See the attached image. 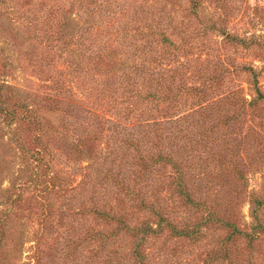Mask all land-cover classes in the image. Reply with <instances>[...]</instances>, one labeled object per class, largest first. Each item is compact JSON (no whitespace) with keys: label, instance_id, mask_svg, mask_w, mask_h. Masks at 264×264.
Here are the masks:
<instances>
[{"label":"trees","instance_id":"obj_1","mask_svg":"<svg viewBox=\"0 0 264 264\" xmlns=\"http://www.w3.org/2000/svg\"><path fill=\"white\" fill-rule=\"evenodd\" d=\"M39 1V10L50 3ZM226 1L71 0L65 8L64 0H54L40 21L25 14L34 0H0V39L7 32L5 13L15 9L27 17L24 39L35 42L29 55L47 91L42 99L22 100L7 83L11 70L0 47V130L19 160L15 170L0 157V181H8L0 188V264L20 255V244L6 248L17 221L33 230L29 264H169L202 244L207 250L200 264H256L264 246V198L247 192L246 224L237 205L243 193L222 194L231 177L243 191L245 182L235 162L222 160V125L229 123L221 110L213 117L201 106L176 116L186 104L182 78L159 69L161 59L186 46L192 18L203 25L202 36H222ZM105 17L119 19L120 42L105 41L94 54L81 50ZM131 30L144 41L129 51L125 34ZM38 47L67 53L64 61L83 78L79 89L86 75L104 78L114 116L104 120L105 129L70 103L77 97L63 72L47 71L54 62ZM213 77L219 82L220 75ZM204 86L203 80L187 88L200 95L196 107ZM60 158L86 162L75 188L55 170Z\"/></svg>","mask_w":264,"mask_h":264},{"label":"rangeland","instance_id":"obj_2","mask_svg":"<svg viewBox=\"0 0 264 264\" xmlns=\"http://www.w3.org/2000/svg\"><path fill=\"white\" fill-rule=\"evenodd\" d=\"M46 1L50 3L39 10L40 1L34 0L33 10L25 11V14H29V17L35 14L40 21L44 20L45 11L54 0ZM70 2L71 0H64V7H69ZM204 5L207 7V2H204ZM3 9L0 7V11ZM222 9L225 16L222 22L224 30L222 36L216 31L202 36L200 30L203 25L192 18L186 46L173 52L170 58L161 59L159 69H162L166 76L174 75L182 78L181 85L184 86L185 92H182L181 97L186 104L180 111H176V116H182L187 112L190 114L201 106L213 117H217L218 110H221L222 120L227 119L229 124L222 125V160L225 165L235 162L238 167L236 170L241 173L245 182L243 191V187H239L237 183V178L231 177L228 185L222 183V194L238 190L243 193L239 200L240 203H244L237 205L244 223L249 224L251 222L249 205L245 201L247 192L256 193L264 198V0H227ZM207 12H210L208 7ZM76 14L75 7L74 16ZM5 15L3 22L7 32L0 39V47L11 70L7 83L13 86L20 98L26 102L35 97L42 99L44 92H47L43 88L44 78L38 76L29 55V50L35 42L24 39L23 28L27 17L17 15L15 9ZM127 19L129 20L128 16ZM119 25V19L105 17L103 23L95 26L90 34L85 36L86 40L80 49L89 50V54H94L105 41L118 44L121 37V31L118 32ZM15 33L18 34L17 39H14ZM125 35V46H128L129 51L133 49V43L140 45L144 41L140 36H136L133 30ZM173 39L176 45L182 43L179 37ZM21 40L23 46L19 47ZM60 48L38 47L40 54L54 62L50 67H46L47 71L54 70L53 75L63 72L64 83L77 97L76 101L70 103L76 105L82 115L98 118L97 123H101L105 129L107 125L103 124L104 120L113 119L114 116L113 111L110 110L111 96H107L102 91L104 78L99 76L89 80L86 75L85 89H79L78 86L81 85L83 78L73 73L72 68L64 61L67 53L60 54ZM159 48L160 46L157 48V56ZM218 75H220L219 82H214L213 76ZM203 80L206 95L199 100V105L196 107L194 104H197L199 94L189 93L187 88L199 87L203 84ZM111 83L112 80H109L110 88H112ZM96 86L97 90H94ZM131 126L133 125L129 128ZM104 145L105 141L100 149ZM15 154L14 146L5 136V130H0V157L5 156L7 160L12 161V168L17 170L19 160ZM85 167L86 162L65 161L61 158L54 166L59 175L70 179L69 187L72 188H75L84 177L87 172ZM7 187V179L0 181V188ZM230 200L234 202L235 198L231 197ZM223 204H227V200ZM232 210L233 207L230 206L229 211ZM33 236L32 228L22 221H17L16 225L11 227L6 248L11 250V247L18 243L21 245V252L10 264H29L27 256L30 255ZM49 242L52 243L53 240L50 239ZM188 250L189 253L180 256L177 260H171L169 264H190V262L200 264L207 249L202 244L200 247ZM256 264H264V246Z\"/></svg>","mask_w":264,"mask_h":264}]
</instances>
